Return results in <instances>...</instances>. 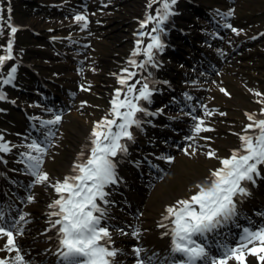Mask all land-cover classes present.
<instances>
[{
  "label": "rangeland",
  "instance_id": "rangeland-1",
  "mask_svg": "<svg viewBox=\"0 0 264 264\" xmlns=\"http://www.w3.org/2000/svg\"><path fill=\"white\" fill-rule=\"evenodd\" d=\"M192 1L196 3L193 14L186 10L184 0L176 1L174 27L170 30L176 32L174 28L177 24L190 30L194 36L200 31L207 37L194 39L187 35L188 40L181 41L171 35L174 39L171 44L177 50L172 56L167 53L171 48L164 41L165 52H155L154 59L165 68V72L160 71L167 82L171 86L173 83L177 85V93L168 91L163 99L159 98V94L152 93L147 102L150 108H158L160 116L167 114L186 126L174 131V139L159 141L164 147L158 149L153 140L156 135L147 125L144 131L146 140L142 135L138 137V145L149 141L151 145L148 148L155 147L164 160H152L155 169L143 168L149 174L145 179L126 176L127 191L134 195L131 198L142 194L139 200H132H138L136 210L131 213L129 209L128 212L133 215V222L141 216L144 218L146 211L155 203L164 202L168 197L171 201L175 197L182 200L189 197L197 185H205L211 172L221 166L220 160L239 148V136L245 134L244 129L249 123L247 114L259 119L264 109V0ZM149 3L150 0H0V56L6 55L9 41L15 38L12 41L13 58L0 67V94L5 97L0 99V137L3 143L13 145L9 152L2 154L9 159L3 165L5 175L2 178L6 191L13 197L5 198L13 204L10 217L19 214L24 205L41 210L50 200L47 190L53 188L51 185L72 174L74 164L86 160L94 124L105 117L111 119L110 101L116 90L122 88L117 78L126 76L124 69L137 73L129 81L130 84L140 81L137 89L148 82L147 76L153 72L152 64L141 69L130 66L128 62L135 59L140 64L146 60L143 54L133 57L132 52L138 40H143L141 48L150 42L148 36L141 37L139 33L150 32L156 26L153 21L146 28H140L146 16H155L159 7L154 3L149 8ZM211 7H219L225 15L216 16L221 23L218 29H213L203 18L205 9ZM77 15L87 17V28H82L83 22L75 20ZM185 16L190 19H185ZM9 24L16 25L14 34ZM233 28L237 31L234 32ZM54 43L56 47L49 48ZM21 66L29 70L20 72L18 68ZM13 67L16 68L14 79L10 84H4L3 80L8 78ZM28 74L41 85L55 87L53 91L59 93L62 99L44 104L40 97L29 95V90L35 88L25 86ZM158 87L167 89L164 85ZM159 102V105L153 106ZM23 110L33 116V122L37 123L36 131L41 136L30 134L28 139L25 138L28 126L22 116ZM55 115L61 116L58 124L41 125V121L54 119ZM179 116H187L188 119H178ZM200 120L204 122L202 127L210 131L194 132ZM166 129L174 130L172 127ZM49 130L53 135L46 138ZM38 138L49 143L41 167V171L49 176L46 184H36L22 162V154L30 151L27 145ZM209 152H215V157L209 158ZM63 166L64 170L61 169ZM14 173L26 174L28 178L15 179L12 176ZM56 175L58 177L55 178ZM261 176L264 177V174ZM132 182L140 184L132 186ZM22 184L26 194L24 198L27 199L17 208L20 192L16 191V187L21 188ZM123 194L126 195V192ZM29 197H32L31 201ZM109 199L111 208L121 214L127 213L128 209L121 203L112 197ZM109 216L106 213V217ZM114 216L115 223L107 227L119 229L122 233L128 223L125 226L122 219ZM132 225L135 226L134 223ZM39 229L35 226L31 234ZM32 252L38 251L29 250L27 259H34ZM209 255L213 257L215 254L209 252ZM249 257L252 260L247 264H261L256 257ZM133 259L132 256L126 257L124 263L128 264ZM168 262L171 263L170 260ZM151 264L163 263L156 261Z\"/></svg>",
  "mask_w": 264,
  "mask_h": 264
},
{
  "label": "snow or ice",
  "instance_id": "snow-or-ice-1",
  "mask_svg": "<svg viewBox=\"0 0 264 264\" xmlns=\"http://www.w3.org/2000/svg\"><path fill=\"white\" fill-rule=\"evenodd\" d=\"M154 3L159 5L156 15L146 16L140 28H146L153 21L156 26L150 32L139 33L141 37L148 36L150 42L141 48L143 40H138L136 49L132 52L133 57L143 54L146 60L140 64H137L135 59H130L128 62L135 68L143 69L147 64L155 66V52L164 49L160 39V34L164 31L161 26L174 14L171 9L176 0H150L148 7L151 8ZM75 20L83 22L82 28H87L86 16L77 15ZM9 27L13 34L17 31L11 24ZM232 30L237 31L235 28ZM5 51L6 55L0 56V67L13 58L11 40ZM15 72L16 68H11L8 78L4 79L3 83L10 84ZM123 72L126 76L117 79L118 83L126 88V92L117 89L110 101L109 115L112 118L105 117L94 124L90 134V154L84 162L73 165V175L65 176L62 181L51 185L59 197L49 205V208L55 210L50 215L58 217L52 221V225L53 227L59 225L61 249L59 255L62 264H114L118 252L117 249L110 247L111 233L108 228L101 226L105 210L97 201L107 203L105 188L117 183L114 158L119 153L127 152V147L122 141L133 140L131 129L133 126L139 128L141 125L137 114L145 112L146 115H155V113H147L139 105L141 100L150 101L152 92L149 84L144 83L137 89L140 81L129 83L137 73L129 72L128 69H124ZM122 94L123 98H121ZM256 95L261 94L256 93ZM4 98L0 94V99ZM261 117H264V109L261 111ZM247 118L249 123L244 129L245 134L239 136L240 147L233 150L229 157L220 160L221 166L211 172L210 183L197 185L198 191L194 195L166 207L163 219L170 221L171 227L164 235L171 236V253L179 254L181 257L173 261V264H229L230 261H234L235 264H247L248 256L256 257L261 264H264V226L256 230L243 228L238 243L233 247L223 246V252L219 257H210L206 244L197 240L201 238L206 241L210 234L219 233L222 228L234 222L237 216L235 198L247 196L249 193L244 182L254 183V176L260 175L258 166L264 165V118L257 119L253 114H247ZM60 120L61 116L55 115L54 119L41 121V125L44 127L56 125ZM203 123V120H200L195 125L196 134L210 131L202 127ZM52 135L49 130L46 138ZM27 147L30 151L22 154L24 156L22 162L26 165L27 173L35 178L36 184H46L49 176L41 171L43 157L47 152L46 147L36 140ZM10 150L8 144L0 143V152ZM185 152L187 154V150ZM207 155L209 158H214L216 154L209 152ZM28 199L31 201L32 197ZM4 218V212L0 211V221H4ZM20 221H24V216H20L19 220L10 224H0V238H7L3 249L0 250L16 252L14 264H23V257L16 244V235H22L23 232L22 229L17 228ZM159 226L169 227L164 223ZM134 251L139 258L143 250L136 248ZM153 259L154 257H148L149 264ZM0 264H13V262L0 259ZM137 264H145V261L138 259Z\"/></svg>",
  "mask_w": 264,
  "mask_h": 264
},
{
  "label": "bare ground",
  "instance_id": "bare-ground-1",
  "mask_svg": "<svg viewBox=\"0 0 264 264\" xmlns=\"http://www.w3.org/2000/svg\"><path fill=\"white\" fill-rule=\"evenodd\" d=\"M137 117H139V114H137ZM126 141L127 140H124V143ZM61 169L64 170L65 167L63 166L61 167ZM54 177L56 178L58 176L56 175ZM261 184L264 185V182H262ZM244 186L246 187L247 192L249 194L244 197L238 196L235 198L236 205L239 204L240 207L246 205L251 198L252 199L250 200V203L255 202L253 197L256 191L255 183L244 182ZM120 188L121 185H119L118 182L115 184H111L110 187L108 188L109 191L113 193V199L117 200L120 198L118 195V191H120ZM47 191H49L48 193H50V197H51V200L49 201V205H50L55 199H58L59 197L55 192V190L51 189ZM141 197L142 194L137 198L135 197L131 198V196L124 198V195L122 194V198H124L123 199L124 202L122 201L123 203H121L119 202V200L118 202L124 205V208H127L128 212L129 209H131V213H132L136 210V207H138L137 201ZM134 199H138V200L132 202V200ZM170 199L171 198L169 197L165 198V201L163 200L164 202L155 203L149 211H146L145 217L143 218V216H141L137 220L136 223L138 228L137 232L129 231L130 230L129 229L123 233H120L117 230L108 229L109 232L111 233V245L113 246V248L118 250L115 264H123L122 260L127 255L135 256L136 259L135 261H131V264H137L138 259L148 261V257H154L153 260L165 259L166 255L171 252L169 235H164V233L168 232V230L167 228L159 226L161 223H164L166 225H169V227H171L170 221L163 219V216L165 215V208L167 207V204H171V206L175 205L178 200L175 201L176 197L172 201ZM97 203L101 206V208L105 210V212L110 210L112 217H115L114 215H117L120 220L122 219V221L126 219L130 222L132 220L131 215L129 213L121 214L117 212V210L110 209L109 206L103 201L98 200ZM1 204L5 205L6 202H2ZM49 205L47 207L44 206L43 208H41V210H36L31 206L25 205V207L23 208V212L21 214H18L14 219V221H17L19 220L20 216H24V221H20V223L17 225V228L23 230L22 235H16V244L17 247L19 248L20 255L23 257V264L29 263V261L26 259L27 246H31L34 250L42 251L41 255L38 252L35 262H37L39 258L42 259L45 254L56 253V250L60 247L58 241L59 225H57L56 227H53L52 225V221L58 219V217L50 215V213L55 210L49 208ZM108 219L111 221L114 220L113 218L110 217ZM119 219H117V221H119ZM12 222L13 220L11 221V223ZM35 226L40 227V229L33 231L34 235H32L31 231L32 229H34ZM14 235H15V230H14ZM6 242H7L6 237L0 238V249H3ZM136 248H140L143 250L141 251L139 258L136 256L134 251V249ZM221 251H223V248L221 249ZM15 257H16V252H8L6 250H0V259L11 261L14 264ZM249 260L251 261L252 259H250V257L248 256L247 262ZM229 264H235V262L230 261Z\"/></svg>",
  "mask_w": 264,
  "mask_h": 264
}]
</instances>
